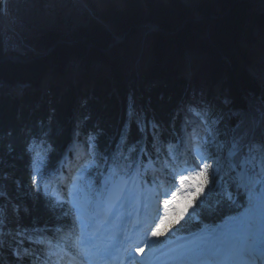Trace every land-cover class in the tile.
<instances>
[{
	"label": "trees",
	"instance_id": "16d2710c",
	"mask_svg": "<svg viewBox=\"0 0 264 264\" xmlns=\"http://www.w3.org/2000/svg\"><path fill=\"white\" fill-rule=\"evenodd\" d=\"M83 1L93 16L72 31L68 42L59 11L57 28L49 32L24 20L14 0L6 4L7 23L0 11V158L2 175L9 177L15 192V180L31 187L34 153L27 152V145L33 138L35 151L48 150L53 169L73 135L85 143L90 134L95 136V158L101 167L86 173L96 184L107 173L125 172L129 164H138L141 145L151 155L153 147L159 148V157H165V145L179 133V114L173 115V107L187 86L185 72L195 90L199 85L208 89L211 101L224 93L229 96L225 106L213 103L209 109L219 140L239 142L244 154L250 139L264 136V94L247 70L264 52V0ZM35 4L40 6L41 0ZM148 23L161 31L145 26ZM118 38L122 39L115 42ZM136 75L144 83L137 85V105H131ZM153 78L162 81L155 83ZM240 158L238 153L232 163ZM225 180L220 186L215 182L206 186L189 215L172 223L174 232L191 233L220 222L218 227L245 211V195L232 181L226 180L229 186H224ZM4 189L0 181V192ZM15 200L25 225L47 229L44 235L52 241H70L75 231L66 205L53 207L54 201L46 204L25 188L15 193ZM30 235L35 240L40 234ZM167 237L171 236L163 239ZM13 239L20 237L11 238L0 264L19 261ZM23 247L47 259L46 244L26 241ZM31 258L23 261L31 263Z\"/></svg>",
	"mask_w": 264,
	"mask_h": 264
},
{
	"label": "snow or ice",
	"instance_id": "6c2138e0",
	"mask_svg": "<svg viewBox=\"0 0 264 264\" xmlns=\"http://www.w3.org/2000/svg\"><path fill=\"white\" fill-rule=\"evenodd\" d=\"M8 3V0H0V11H3V6ZM193 115L202 117L201 122L205 125V136L201 138L199 134L192 135L186 142L187 148L185 157L191 153V163L187 158L183 159L185 167L180 168L182 157L176 154V151L169 147L165 154L164 161L161 164V172L170 173L173 180H179V187L176 191L171 193L170 198L162 200L163 212L158 217V222L155 227L151 228V237L158 238L166 233L171 227L172 223H178L179 219L183 217L188 208L191 207L189 202L183 209L178 206L177 195L182 194L185 199H195L205 193L206 186L209 184V174L213 176V183L215 177L218 175L222 166L223 153L227 150L229 158L236 157L238 153L241 154L239 162L233 164V170L239 169V175L242 182V187L247 191L248 206L243 213L237 217L231 218L226 224L213 231H206L203 235L197 238L193 247L189 249L186 255L197 258L199 264H264V139L258 144L250 143L247 148V154H242V146L239 142H232L231 145L227 141H221L218 137L221 135L216 127V121L207 118V112L198 109H190ZM155 127V125H153ZM11 135V133H9ZM37 140L33 138L32 142L27 145V152L32 154L31 163L29 165V172L31 176V187L20 181L15 180L17 188H25L27 193L34 195L38 200L43 198L46 204H52L53 207L64 205H71L75 209L76 220L81 225V234L74 242L73 247L76 249V256L79 257L77 261L70 264H101L108 256L111 255V246L101 248L94 243V236L85 231L84 219L80 215L84 211L83 206L79 203V174L72 178L71 186L68 187L66 196L50 186V181L47 179L50 172V159L47 156V151H35V144ZM43 144V141H40ZM50 148V146H49ZM88 148L95 159L97 150L96 138L93 135L88 136ZM214 149V151H213ZM135 149H133L134 151ZM11 147L9 154H11ZM160 149L156 148L157 157L159 160ZM144 156H147L149 161L152 160L144 149H141ZM127 159V157H125ZM210 161V162H209ZM3 160L0 158V181H5L9 177L2 175ZM171 166V167H170ZM191 167L195 171H189ZM87 165L79 170L83 173ZM129 170L135 168L137 174L139 173V164H129ZM185 171L187 175L176 176L177 171ZM67 180V177L64 178ZM156 183V180H153ZM166 194V193H165ZM157 197L160 193H156ZM0 196H4L0 192ZM9 209L11 214L9 213ZM20 207L8 200L6 204H0V235L5 234L9 237H20L19 240L13 239L16 247L13 254L18 258L32 257L34 253L30 252L28 248L23 245L26 241H31L35 244L47 245L48 256H52V248L54 247L52 239L46 235L48 230L37 227L36 224L25 225L20 215ZM25 214L29 210L24 209ZM67 215V213H66ZM12 217H15L14 219ZM171 217H175L172 220ZM38 223V222H37ZM148 229H145L147 233ZM31 233L40 234L37 239L33 240ZM56 232H61V229H56ZM63 239V237H61ZM6 243L0 240V244ZM153 241L145 238V244L148 247L153 246ZM137 253H143V248H136ZM128 255L131 256V249L128 250ZM204 260L201 261L200 258ZM134 258V257H133ZM39 257L33 260V264H38ZM43 264H61V261L55 262L48 259L43 261ZM140 264H144L141 260Z\"/></svg>",
	"mask_w": 264,
	"mask_h": 264
},
{
	"label": "rangeland",
	"instance_id": "374dc122",
	"mask_svg": "<svg viewBox=\"0 0 264 264\" xmlns=\"http://www.w3.org/2000/svg\"><path fill=\"white\" fill-rule=\"evenodd\" d=\"M14 2L17 3V6H16L17 7V9H16L17 13L24 20L31 22L38 30L43 31V32L54 31L57 28V25H58L57 12L59 11L61 13V17L63 20V29H64L63 37L66 38L65 40L69 39V36L72 33V31L74 29H76L78 26L86 25L87 21H88V17L92 13L89 9H87L86 5L81 0H41L40 6H37L35 4V0H14ZM183 2L185 4H189L188 0H183ZM5 6L6 5L3 6V11H1L3 20H5V13H4L6 10ZM259 61L262 63L261 65H257L256 61H255L254 63L247 65V70H248V73L253 77V79L259 84L260 90L264 94V74H263L264 73V54L259 59ZM260 62H258V63H260ZM257 67H259V68H257ZM184 78H185L184 79L185 85H187L184 87V90H183L184 92L186 91L188 94L198 96L200 98V100H201L202 94L207 95L208 89L206 87H204L203 85L197 86L196 89L197 90L200 89V90L196 93V92H194V88L190 84L191 82L186 83V81H191V80H189L190 78H189L187 73H186V75H184ZM135 81L139 82L140 84L144 83V79H142L141 77L139 78L137 75H136L135 80L133 81L135 83V86H136L137 84ZM151 81H152V79H151ZM161 81L162 80H160V79L159 80L156 79V81L153 80L152 82L159 83ZM130 95H131L130 104L131 105L135 104L136 101L134 99L136 97V89L131 90ZM183 95L184 94L180 93L179 99L176 102V105L173 107V115L177 114V113H175L176 111H179V112L181 111L183 114L185 123L186 122H189V123L194 122L196 124L198 123L197 124L198 127L201 128L200 123H202L201 122L202 117H197V116L193 115V113L191 111H189L190 108L188 106L194 105V104L192 102L186 103V96L183 97ZM132 98H133V100H132ZM188 99H190V97ZM200 100H199L200 106L198 105V106H194V107L195 108L197 107L198 110H202V112H203L204 111L203 109H205L206 106L203 105V103H202L203 101L202 100L200 101ZM218 100L220 101L218 103V104H220V106H225L227 104V102L229 101V96L226 93H224L221 96V98H219ZM181 102H185L186 109L182 108ZM212 102L217 103V100L214 99V101H212ZM136 105H137V103H136ZM224 118H226L227 119L226 121H228V116H225ZM77 132H79V131H77ZM226 141L230 146L231 142L229 141V139H227ZM254 141L255 140H253L251 142L248 141L246 143V145H245L246 148H245L244 154H247V148H248L250 143L256 144ZM179 151H177V152H179ZM189 163H191V153H190ZM148 167H150V161L146 160L144 163V169L148 168ZM195 170L196 169L189 167V171H195ZM227 171H230V162L228 161L227 150H225L223 153L222 166H221V169L219 170V173H221V172L224 173ZM141 172H143V170ZM78 173H79V171H78ZM230 173H231V178H233V177L235 178L233 172H230ZM181 175H185V174H181ZM178 176L179 175H177V177ZM209 176H212L211 172H210ZM117 178H120L122 180L120 182V179H118L117 180L118 183L126 186L127 189L125 190V192L128 190L129 186L136 187V188L138 187V188H140V190H147L148 184L144 180H140L138 174H136V173H132L129 176H122L121 175V176H118ZM177 180H178V178H177ZM239 180H240V184L242 185L241 178H239ZM80 181H81V183H79V185H78V187H79L78 200L82 206H86V205L90 204L92 200L97 199V197L99 195H94L92 193V189L89 188L88 182L82 183V178H80ZM3 182H4V188L5 189H4L3 200L0 204H6L8 200H11L15 204V193L20 191L21 188L16 187V192H15L14 187L11 188L8 179L3 181ZM82 185L86 187V190L82 189ZM244 192L247 195V191L245 189H244ZM129 193L131 194L130 191H129ZM134 199L136 200V198H132V196H131V199L128 200L129 203L132 202V200H134ZM177 200H178V206L181 209H183L191 201V199L190 200L185 199L182 194L177 195ZM9 213L11 214L10 209H9ZM76 215H77V213H76ZM12 218H14V217H12ZM171 219L174 220L176 218L171 217ZM169 232H172L170 227H169L168 231L166 233H164L162 236H164L165 234H168ZM205 232H202V233H205ZM199 234H201V233H199ZM4 237L9 238V239L11 238V237H9V235H7V230H5V234L3 235L2 238H4ZM148 239L155 241V239H157V238L153 237V238H148ZM161 247L162 246L158 247V250ZM192 247H193V245L191 246V248ZM185 252H187V251H185ZM150 254H152V256L154 255V253H150ZM195 259H197V258H195ZM16 264H24V263L22 261H17Z\"/></svg>",
	"mask_w": 264,
	"mask_h": 264
},
{
	"label": "bare ground",
	"instance_id": "6f19581e",
	"mask_svg": "<svg viewBox=\"0 0 264 264\" xmlns=\"http://www.w3.org/2000/svg\"><path fill=\"white\" fill-rule=\"evenodd\" d=\"M258 62L260 61L257 59L256 61L257 65H259ZM184 96L188 98L190 97V99H188V103L192 102L194 104V105L188 106L190 109L195 108L194 106H198V105L200 106L199 104L200 98L198 96L188 94L187 92L184 93L183 97ZM184 103L185 102H181V105L183 109H186V105ZM195 109H198V108L196 107ZM262 139H264V136L259 137V138H252L249 140V142L255 140L254 142L258 144ZM133 192L136 194L138 191L137 192L133 191ZM134 203H135V200L133 201V203H131L127 207L123 206L122 204L117 205L113 212L114 218H118L120 215H121V218L130 217L131 216L130 212H125L124 214H122V212H124L127 208L129 210L132 209ZM224 225L225 224H222L220 225V227L218 226L213 230H218L222 228ZM115 228H117L116 223H109L101 231L99 230L93 233L92 235L94 236V243L101 248L107 247L110 233ZM213 230H210V231H213ZM203 234L204 233L196 234L194 236H190V237H187L186 239L180 240L177 243L161 248L157 252H155L153 256L152 254H149L147 264H199L197 259H195L194 257L190 255H186L187 252L185 251H188L189 249H191V246L194 245L197 238ZM200 260L203 261L204 258L202 257L200 258Z\"/></svg>",
	"mask_w": 264,
	"mask_h": 264
},
{
	"label": "water",
	"instance_id": "95a60500",
	"mask_svg": "<svg viewBox=\"0 0 264 264\" xmlns=\"http://www.w3.org/2000/svg\"><path fill=\"white\" fill-rule=\"evenodd\" d=\"M82 1V0H81ZM85 5H86V7H87V9H89L92 13H91V15L90 16H93V11L87 6V4L84 2V1H82ZM9 26V25H8ZM145 26H147V27H149V28H151V29H155V30H160L161 31V28L158 26V25H156V24H150V23H148V24H146ZM11 30H13V31H15L13 28H11V27H9ZM122 38H118V39H116V41L115 42H118V41H120ZM60 40H58L57 42H59ZM66 42H68L67 40H65ZM52 47L53 46H51L47 51H50V50H52Z\"/></svg>",
	"mask_w": 264,
	"mask_h": 264
}]
</instances>
